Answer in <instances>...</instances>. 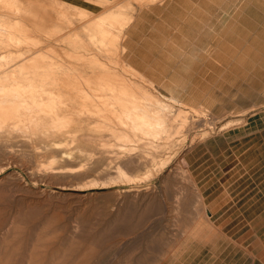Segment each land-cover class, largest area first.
I'll return each mask as SVG.
<instances>
[{
	"label": "rangeland",
	"instance_id": "rangeland-1",
	"mask_svg": "<svg viewBox=\"0 0 264 264\" xmlns=\"http://www.w3.org/2000/svg\"><path fill=\"white\" fill-rule=\"evenodd\" d=\"M14 84L0 264H263L264 0H0Z\"/></svg>",
	"mask_w": 264,
	"mask_h": 264
},
{
	"label": "bare ground",
	"instance_id": "bare-ground-1",
	"mask_svg": "<svg viewBox=\"0 0 264 264\" xmlns=\"http://www.w3.org/2000/svg\"><path fill=\"white\" fill-rule=\"evenodd\" d=\"M25 68V67H24ZM7 78H9V80H15V75H12V73H11V75L9 76V77H7ZM38 84V83H37ZM117 85V84H116ZM99 86V85H98ZM103 89H105V90H112V88L111 87H109L108 85L106 86V85H104V87H102ZM113 89L116 91V88H114L113 87ZM42 90V89H41ZM31 90H29V89H27V90H25L23 87H21L20 85H18V84H14V85H12V86H9V87H2V88H0V98H2L3 99V101L1 102L2 104H0V111H2L3 109L5 110L4 112L6 113L5 115H9V116H12V115H15V111H14V109L15 108H17V107H19V110H20V108H24V109H29L28 108V104H30V103H28L27 104V102H26V100H25V98H27L28 96H29V93L31 94L32 93V91L30 92ZM33 92H34V90H33ZM37 94H38V92H37ZM31 96H33V93H32V95ZM125 96L126 97H129L130 98V100H122V99H115L114 101H115V103L122 109V108H127V106H129V108L131 109V110H133V111H139V110H141L140 108H141V104L139 103V102H137L136 100H134L133 99V97L131 96V94L130 93H126V91H125ZM33 97H35V94H34V96ZM31 98V97H30ZM114 99V98H113ZM18 100V101H17ZM0 101H1V99H0ZM17 101V102H16ZM146 101V100H145ZM33 103V102H32ZM40 104V103H39ZM32 105V104H31ZM104 105V104H103ZM32 107V106H31ZM104 107V106H103ZM18 109V108H17ZM31 109V108H30ZM16 110V109H15ZM22 111H23V109H22ZM25 111V110H24ZM32 111V110H31ZM141 111H143V110H141ZM17 112V111H16ZM28 112H29V110H28ZM19 113V112H18ZM23 113V112H22ZM25 113H27V112H25ZM8 116V117H9ZM30 116H32L31 114H30ZM7 117V118H8ZM119 117V116H118ZM137 117H138V119L137 120H141V121H145L144 119L146 118L145 116H143V115H137ZM6 118V117H5ZM7 118H6V120H7ZM11 119H13L14 117L12 116V117H10ZM17 118V117H16ZM29 118V117H28ZM32 118V117H31ZM120 118V117H119ZM119 118H117V119H119ZM15 119V118H14ZM13 119V120H14ZM136 119V118H135ZM22 120V119H21ZM120 120V119H119ZM118 120V121H119ZM5 121V120H4ZM15 121H17L16 119H15ZM32 120H30V122H31ZM36 121V120H35ZM121 121V120H120ZM2 122H3V120H2ZM14 122V121H13ZM149 123H150V127H155L156 126V123H153V122H151V121H149ZM1 124V123H0ZM4 124V123H3ZM33 124V123H32ZM146 124H148V123H146ZM12 125L13 126H15L13 123H12ZM149 126V125H148ZM2 127V126H1ZM12 128V127H11ZM15 128V127H14ZM140 128V127H139ZM1 129V128H0ZM14 131V130H13Z\"/></svg>",
	"mask_w": 264,
	"mask_h": 264
},
{
	"label": "built area",
	"instance_id": "built-area-1",
	"mask_svg": "<svg viewBox=\"0 0 264 264\" xmlns=\"http://www.w3.org/2000/svg\"><path fill=\"white\" fill-rule=\"evenodd\" d=\"M263 264H264V261H263Z\"/></svg>",
	"mask_w": 264,
	"mask_h": 264
}]
</instances>
